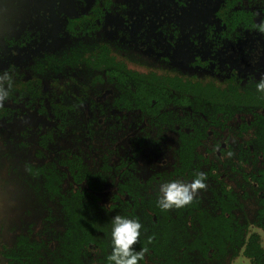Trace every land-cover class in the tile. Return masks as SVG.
<instances>
[{
    "label": "flooded vegetation",
    "instance_id": "obj_1",
    "mask_svg": "<svg viewBox=\"0 0 264 264\" xmlns=\"http://www.w3.org/2000/svg\"><path fill=\"white\" fill-rule=\"evenodd\" d=\"M46 1L0 0V264H102L115 215L169 242L156 264L184 233L194 264H264V0H64L56 27Z\"/></svg>",
    "mask_w": 264,
    "mask_h": 264
},
{
    "label": "clouds",
    "instance_id": "obj_2",
    "mask_svg": "<svg viewBox=\"0 0 264 264\" xmlns=\"http://www.w3.org/2000/svg\"><path fill=\"white\" fill-rule=\"evenodd\" d=\"M257 29L264 33V23L257 26ZM12 86V76L5 72L0 75V107L4 106V101L9 98V90ZM257 91L264 92V76L256 85ZM231 156L232 153H228ZM207 174L198 172L195 178L188 183L181 180H173L163 183L160 186V197L157 201L162 211H169L173 208L179 209L191 204L201 190L207 188ZM112 251L107 257L109 264H140L143 261L147 248L135 249L139 243L141 223L136 219L115 215L112 218Z\"/></svg>",
    "mask_w": 264,
    "mask_h": 264
},
{
    "label": "trees",
    "instance_id": "obj_3",
    "mask_svg": "<svg viewBox=\"0 0 264 264\" xmlns=\"http://www.w3.org/2000/svg\"><path fill=\"white\" fill-rule=\"evenodd\" d=\"M105 219H107V224L108 223H111V221H112L109 218H104L103 219V222H104L105 226H107V229L102 234V237H103V239H105V241L103 240L100 245H102V244L104 245L103 250H102V264H109V261L107 260V257L111 254L112 249H110V250L108 249V251H109L108 252L106 250V248L107 247H111L112 246V242L111 241L106 242V241L108 239H111V232L112 231L109 228L110 227V224L107 225L106 222H105ZM164 237H166V235H162V239ZM159 239H160V237H159ZM90 240L92 242H94V243H100L101 242V240L98 237H97V239H93L88 234L87 237H86V243L90 242ZM163 241H166V240L163 239ZM154 243H155L154 240L150 239L149 238V234H148V235H142V236L140 235L139 243H137L135 245V247L140 248V249L141 248H151L152 253H151V251L150 252L148 251L146 253V255H149L148 261L151 262L150 264H156V262L154 260H152L153 259L152 256L159 255V252L161 250V246L162 245H165V244H167L169 242H167V241L166 242H163L161 245H157L156 247H153V244ZM160 243H161V239H160ZM182 245L184 246V248H182V261H183V264H184V261H186L185 264L186 263L191 264V261L193 260V256L191 254L192 253V241H191V238H190V235L189 234L184 233V239H183ZM206 254H207V251L205 249L203 251H201V255L204 258H207L208 259V257H206ZM90 257H92L91 258V261L93 262V264H95V261L98 262V260L95 257H93L90 254H88V258L89 259H90ZM202 262H203V264H209L206 260H202ZM141 264H144V263L142 262ZM157 264H164V263L162 261H159ZM192 264H194L193 261H192Z\"/></svg>",
    "mask_w": 264,
    "mask_h": 264
},
{
    "label": "rangeland",
    "instance_id": "obj_4",
    "mask_svg": "<svg viewBox=\"0 0 264 264\" xmlns=\"http://www.w3.org/2000/svg\"><path fill=\"white\" fill-rule=\"evenodd\" d=\"M4 1V0H3ZM45 5H42L41 9L36 10V13L38 15H46L47 17H50L51 20H54L52 25L56 27L59 24L61 15L60 14H68V8L65 5L64 0H47L44 2ZM37 15V16H38ZM54 27L52 30H54ZM52 35V34H51ZM48 36L45 42L50 43L54 41L53 36ZM233 264H248L246 260L242 258H238L236 261H234Z\"/></svg>",
    "mask_w": 264,
    "mask_h": 264
}]
</instances>
